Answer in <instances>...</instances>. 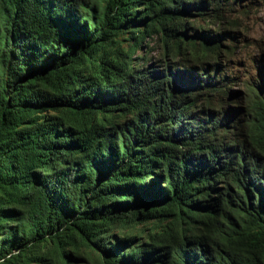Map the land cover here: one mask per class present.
Masks as SVG:
<instances>
[{"label": "trees", "instance_id": "1", "mask_svg": "<svg viewBox=\"0 0 264 264\" xmlns=\"http://www.w3.org/2000/svg\"><path fill=\"white\" fill-rule=\"evenodd\" d=\"M233 1L0 0V264H264Z\"/></svg>", "mask_w": 264, "mask_h": 264}, {"label": "rangeland", "instance_id": "2", "mask_svg": "<svg viewBox=\"0 0 264 264\" xmlns=\"http://www.w3.org/2000/svg\"><path fill=\"white\" fill-rule=\"evenodd\" d=\"M230 7L228 15L235 23L229 26V29L236 35V39L232 40L236 45V51L230 56L231 61L237 62L236 64L240 66L249 67L253 73H256L254 68L259 64L264 70V0H237L233 1ZM209 21L198 19L197 24L204 28H213L214 24ZM151 45L154 48L137 51L136 55L147 58L157 57L160 51L158 45L154 42ZM73 264L102 263L100 256L93 253L85 260H75Z\"/></svg>", "mask_w": 264, "mask_h": 264}]
</instances>
